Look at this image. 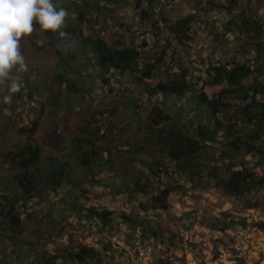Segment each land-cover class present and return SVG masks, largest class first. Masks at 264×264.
Returning a JSON list of instances; mask_svg holds the SVG:
<instances>
[{
  "label": "rangeland",
  "instance_id": "obj_1",
  "mask_svg": "<svg viewBox=\"0 0 264 264\" xmlns=\"http://www.w3.org/2000/svg\"><path fill=\"white\" fill-rule=\"evenodd\" d=\"M72 1L85 10L82 0H68ZM118 1H101L99 4H106V8L99 12L89 9L83 22L76 19L75 6L67 12L75 25L95 30L113 46L124 42L138 49L141 56L131 72L121 75L110 70L103 80L98 66L88 63L77 50L78 39L67 48L71 55H67L66 64L56 51L59 45L36 24L32 34L21 38L20 49L28 69L14 70L20 91L12 94L11 103H5L3 96L10 93L6 86L0 87V264L36 260L76 264L69 254L81 246L93 248L102 264H264V228L253 226L264 222V184L237 196L217 183L230 171L243 168L264 177V153L234 151L220 131L217 142L204 143L200 148L195 160L197 176L191 179L162 173L164 166L169 172L172 168L160 157L162 146L153 119L159 111L168 113L173 119L161 128L186 130L185 117L192 99L160 93L146 99L140 86L131 84V90L125 87L144 69V63L153 62V79L159 81L173 79L185 67L189 83L200 86L210 78L205 71L208 62L227 69L246 63L255 71L241 80L243 85L264 84V56L258 61L252 57L254 51L245 52L256 42L264 44V0H236L232 11L225 9L231 6L230 0H215L224 7L220 9L211 8L208 0H157L148 20H141L135 0ZM53 2L59 8L63 4L62 0ZM192 15V39L179 45L166 27ZM253 21L259 25V34L248 25L246 31L237 34L238 26L233 24ZM108 99L126 102L115 107L106 103ZM222 102L228 106L237 134L248 141L257 125L241 119L244 102L239 92L223 94ZM37 117L33 138L42 156L68 163L70 173L53 195L22 198L16 204L22 220L18 230L1 213L5 183H11L19 173L8 153L25 144L27 129ZM203 120L213 127L212 118L203 114ZM76 136L91 139L101 153L100 162L91 171L78 159ZM252 143L264 150V131ZM140 146L147 151L137 153ZM155 159L163 165L153 176L148 164H154ZM138 180L145 184V193L133 189ZM164 186L173 188L168 207L154 208L151 197ZM74 204L111 211L110 225L104 226L100 220H78ZM242 222L250 225L244 227Z\"/></svg>",
  "mask_w": 264,
  "mask_h": 264
},
{
  "label": "trees",
  "instance_id": "obj_2",
  "mask_svg": "<svg viewBox=\"0 0 264 264\" xmlns=\"http://www.w3.org/2000/svg\"><path fill=\"white\" fill-rule=\"evenodd\" d=\"M61 8L69 10L72 6H75L76 19L80 22L86 20V12L95 10L99 12L101 9L106 8L104 3L119 4L118 0H82V7L85 10L80 9L75 4V1L68 2V0H62ZM157 0H135L134 7L139 14L141 20H148L153 17L152 6ZM211 8H224L220 3H216L215 0H208ZM231 6L225 7L228 11H232L236 6V0H230ZM58 2V1H57ZM59 9V7H57ZM207 9V7H206ZM231 13V12H229ZM194 20V16H188L177 19L173 23L167 25V30L172 34V38L179 44L185 45L187 41L192 38L190 36L191 25ZM165 21V20H163ZM233 22V21H232ZM228 21V23H232ZM235 23V22H234ZM253 24V26H252ZM39 26L38 24H36ZM237 34L240 35L242 31H246L248 25L255 33L260 31L259 25L256 22H248L247 24L237 25ZM61 31L66 33V36L61 37L59 33L51 31H43L51 40L56 41L57 52L59 53L60 60L69 64L67 55L68 46H72L76 39L79 40L77 50L85 57L86 61L91 65L98 66L100 74L103 80L104 73L113 71L114 74H125L126 72L133 71L134 65L137 64L138 58L141 56V52L133 46H125L124 42H121V46L115 47L109 38L102 37L95 30L91 31L84 26L75 25V19L69 17L65 18V24ZM254 48L251 50L245 49L247 54L255 52V55H251L253 59L260 60L264 56V44L261 42L254 43ZM86 47L88 49H86ZM89 54H92L89 55ZM162 60L158 58L157 61ZM206 64V62H202ZM156 67V62L147 64L144 63V69L139 70L138 76L132 79L130 84H126L127 90H131L130 85L134 84L140 86L144 97L149 99L156 94H162L164 96H172L175 99H181L184 96H189L191 102L187 107L188 114L185 117L188 128L184 131H179L174 127H170L168 130L161 128L167 120H172L173 116L159 111L156 114V119H153L155 127L159 133V143L162 146L163 159L167 160V163L172 168L169 172L164 166L162 173H173L179 177L194 178L197 176L199 169L196 168L198 162L195 161L198 157L200 148L204 143L217 142V133L222 132L232 150H245L247 153H256L261 155L264 153L261 147L253 145L252 141L255 138H260L262 131H264V84L259 82H253L248 86H244L241 80L246 78L255 71V68H251L246 63H235L234 66L227 69L218 63H207L205 71L210 75L209 79H205L201 82L200 86L189 83L187 80L188 70L185 67H181L179 73L169 81H159L153 79V72ZM257 70V68H256ZM102 72V73H101ZM147 79V80H145ZM73 82V81H72ZM225 86H227L225 88ZM239 92L241 100L244 102L240 110V117L250 123L257 125V130L249 140H244L236 132L235 122H232L229 116L228 106L222 102V95L227 93ZM32 93L30 92L29 95ZM31 98V96H29ZM35 102V101H33ZM126 99L110 100L106 103L112 104L115 107L120 103H125ZM37 104V102H35ZM35 105L34 108H37ZM203 114L212 118L213 127H211L209 121L203 120ZM219 115V116H218ZM40 117V114L39 116ZM32 121L31 126L27 129L29 135L23 146L16 149L15 152H9L8 155L12 157L16 163L19 173L13 177L11 183L6 182L5 191L1 195L4 207L1 210L4 219L9 221L10 225L20 230L22 220L16 209V204L22 199H43L48 195H53L61 184L69 178L70 166L64 161L57 160L54 157H43L41 149L36 145L33 138L34 132L38 125L39 118ZM229 139V140H228ZM74 143L76 148L80 151L79 161L86 168L91 171L97 162H100L101 153L95 148V145L91 139L81 136L74 137ZM134 152L145 153L147 149L140 146ZM136 153V154H137ZM135 154V153H134ZM103 165V163H99ZM163 163L154 160V164H148L150 174L155 176L156 173H160ZM155 166V167H154ZM168 166V167H169ZM218 185L227 193L242 196L248 193L254 187L264 184V177L257 176L254 171L243 168L239 170L230 171L228 177L220 178L217 181ZM129 186L126 188L128 189ZM133 189L139 193H145V184L141 181H135ZM173 188L164 186L157 194L151 197L154 208L167 209L168 197ZM120 190H117V192ZM74 213H77V218L84 219L91 223L95 220H100L102 225L109 226L111 223L112 212L109 210H97L95 208H83L80 205H72ZM126 222H129L127 216H123ZM244 227L249 226L242 222ZM253 226L258 229L264 228V222H256ZM228 227V226H227ZM135 227L132 229L134 233ZM69 258L74 260L76 264H102V258L99 254L89 246H81L77 252L69 254ZM51 260H36L30 264H50ZM164 264H170L165 262Z\"/></svg>",
  "mask_w": 264,
  "mask_h": 264
},
{
  "label": "clouds",
  "instance_id": "obj_3",
  "mask_svg": "<svg viewBox=\"0 0 264 264\" xmlns=\"http://www.w3.org/2000/svg\"><path fill=\"white\" fill-rule=\"evenodd\" d=\"M68 12L57 9L53 0H0V87H7L10 94L3 96V102L11 103L12 94L20 91V83L14 70L26 72L28 66L20 49L22 37L33 33L34 24L41 31H61Z\"/></svg>",
  "mask_w": 264,
  "mask_h": 264
}]
</instances>
